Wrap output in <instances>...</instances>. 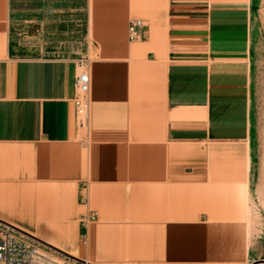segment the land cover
Wrapping results in <instances>:
<instances>
[{
    "label": "crops",
    "instance_id": "crops-1",
    "mask_svg": "<svg viewBox=\"0 0 264 264\" xmlns=\"http://www.w3.org/2000/svg\"><path fill=\"white\" fill-rule=\"evenodd\" d=\"M11 9L0 0V221L91 264H248L249 8L89 0L87 130L78 60L12 54Z\"/></svg>",
    "mask_w": 264,
    "mask_h": 264
},
{
    "label": "rangeland",
    "instance_id": "rangeland-1",
    "mask_svg": "<svg viewBox=\"0 0 264 264\" xmlns=\"http://www.w3.org/2000/svg\"><path fill=\"white\" fill-rule=\"evenodd\" d=\"M249 8L251 133L249 203L257 242L248 264L264 259V0H241ZM89 0H12L11 52L20 57L84 58L96 52L88 33ZM255 261V262H254Z\"/></svg>",
    "mask_w": 264,
    "mask_h": 264
},
{
    "label": "built area",
    "instance_id": "built-area-1",
    "mask_svg": "<svg viewBox=\"0 0 264 264\" xmlns=\"http://www.w3.org/2000/svg\"><path fill=\"white\" fill-rule=\"evenodd\" d=\"M142 20L130 22L131 39L138 38L143 29ZM74 98L79 126L87 130L91 115V61L78 59ZM0 264H91L68 255L14 227L0 223Z\"/></svg>",
    "mask_w": 264,
    "mask_h": 264
},
{
    "label": "water",
    "instance_id": "water-1",
    "mask_svg": "<svg viewBox=\"0 0 264 264\" xmlns=\"http://www.w3.org/2000/svg\"><path fill=\"white\" fill-rule=\"evenodd\" d=\"M0 223H3V224H6V223H4V222H2V221H0ZM10 226H12V225H10ZM13 227V226H12ZM15 229H17L16 227H14ZM17 230H19V231H21L20 229H17ZM21 232H23V233H25V234H27V235H29L28 233H26V232H24V231H21ZM29 236H31V235H29ZM37 240H39V239H37ZM40 241V240H39ZM42 242V241H41ZM44 243V242H43ZM46 244V243H45ZM50 246V245H49ZM252 264H264V259H262V260H260V261H257L256 263H252Z\"/></svg>",
    "mask_w": 264,
    "mask_h": 264
}]
</instances>
